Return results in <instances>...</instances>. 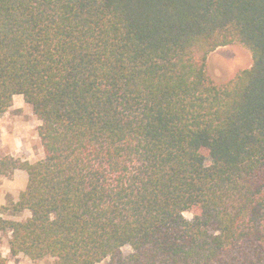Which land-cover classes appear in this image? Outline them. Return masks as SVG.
Wrapping results in <instances>:
<instances>
[{
    "label": "trees",
    "instance_id": "1",
    "mask_svg": "<svg viewBox=\"0 0 264 264\" xmlns=\"http://www.w3.org/2000/svg\"><path fill=\"white\" fill-rule=\"evenodd\" d=\"M228 45L252 63L216 85ZM15 95L42 157L0 151L11 258L264 264V0H0V117Z\"/></svg>",
    "mask_w": 264,
    "mask_h": 264
},
{
    "label": "rangeland",
    "instance_id": "2",
    "mask_svg": "<svg viewBox=\"0 0 264 264\" xmlns=\"http://www.w3.org/2000/svg\"><path fill=\"white\" fill-rule=\"evenodd\" d=\"M251 63V55L248 50L239 45H228L217 48L207 56L206 74L214 84L222 85L232 79L238 72L248 69L251 66ZM18 98L22 99L20 95ZM14 104L15 106L18 105L17 100L14 101ZM16 119L21 121L24 128L22 131L19 130L18 132L22 141L21 152L23 153L29 150L35 157H37V152L39 154V152H42V149L36 134V129L34 131L33 125H38L39 121L32 114L31 107L22 102L19 107L13 109L10 113L9 120L14 121ZM18 126L20 125L18 124ZM5 139L8 145L5 151L13 154L16 148L14 139L7 134L5 135ZM21 155L24 156V154ZM6 197L7 200L5 205L0 208L1 217L14 221H20L23 218L28 217V212L11 214V206L13 200L17 199V195L14 194L13 197L7 195ZM185 216L190 217V214H185ZM8 240L9 233H2L0 236V253L9 260V264H52V259L48 257L36 261H31L23 255L11 258L8 253Z\"/></svg>",
    "mask_w": 264,
    "mask_h": 264
},
{
    "label": "crops",
    "instance_id": "3",
    "mask_svg": "<svg viewBox=\"0 0 264 264\" xmlns=\"http://www.w3.org/2000/svg\"><path fill=\"white\" fill-rule=\"evenodd\" d=\"M19 95L13 96L12 99V104L11 106L7 109V111L0 117V151L3 154H8L13 157H18L21 154L19 158L25 159L30 163L36 162L42 157V154L37 152V157L33 155L29 150L25 152H21V147H22V141L21 138L19 137L20 135L18 134L19 130L22 131L24 128L21 124V121L19 120H9L10 113L15 109L16 107H19L23 101V98H18ZM22 97V96H21ZM17 100V106H15L14 101ZM17 124V126H16ZM18 124L20 126H18ZM34 131L38 125L34 124ZM9 135L14 139V144L16 146L14 153H8L5 151L7 148V141L5 139V135ZM35 136V135H34ZM35 158V159H34ZM27 182V175L24 171L22 170H15L13 172L12 177L6 178V177H0V208H2L5 205L6 202V196L8 195L9 197H13L14 194L18 196V194L25 189ZM16 202V199L13 200V203Z\"/></svg>",
    "mask_w": 264,
    "mask_h": 264
}]
</instances>
